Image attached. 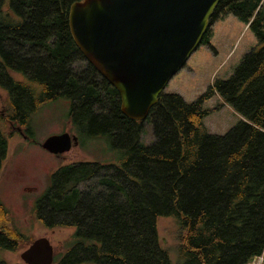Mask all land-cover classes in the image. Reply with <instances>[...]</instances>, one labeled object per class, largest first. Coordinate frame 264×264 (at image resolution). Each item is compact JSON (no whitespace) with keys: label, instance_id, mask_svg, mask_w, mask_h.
<instances>
[{"label":"trees","instance_id":"16d2710c","mask_svg":"<svg viewBox=\"0 0 264 264\" xmlns=\"http://www.w3.org/2000/svg\"><path fill=\"white\" fill-rule=\"evenodd\" d=\"M78 1L0 0V87L8 93L0 172L9 145L3 122L26 126L33 140L32 115L60 97L71 101L80 137L106 135L121 152L111 164L61 166L38 199L42 221L75 228L59 264H171L158 234L161 216L176 217L187 231L182 264L260 257L264 264V0H221L211 17L233 14L258 40L230 78L193 102L163 92L145 120L123 114L119 92L76 45L70 8ZM208 38L209 30L202 42ZM216 93L244 117L225 135L203 123V104ZM145 122L153 126L151 144L142 142ZM25 242L0 200V264H9L4 252Z\"/></svg>","mask_w":264,"mask_h":264},{"label":"rangeland","instance_id":"374dc122","mask_svg":"<svg viewBox=\"0 0 264 264\" xmlns=\"http://www.w3.org/2000/svg\"><path fill=\"white\" fill-rule=\"evenodd\" d=\"M209 38L201 42L183 67L172 77L164 93L180 94L187 102L196 101L214 87L219 80H226L235 72L243 57L258 43L257 37L233 14H217L210 20ZM83 64V62H82ZM17 78L19 75H16ZM21 78V77H20ZM8 93L0 87V111H5ZM209 114L203 123L211 134L225 135L244 117L226 103L219 94H214L203 104ZM71 101L60 97L42 105L29 122L33 140L28 139V129H14L8 121L3 122V131L9 136L8 153L0 172V200L9 210L12 225L25 237L15 250L3 253L9 264H26L21 253L29 247L28 242L41 237L48 238L54 246L53 264L71 247L74 227H53L38 217L37 200L48 190L52 174L61 166L78 162H117L121 152L115 149L106 135L88 137L78 134L70 120ZM18 125V124H17ZM14 129V130H13ZM68 132L78 135L79 144L70 151L56 155L45 150L41 144L50 135ZM26 133V134H25ZM144 144L154 142L153 126L145 122L142 136ZM83 189L84 184L78 185ZM42 195V196H41ZM158 234L171 264H182V236L187 233L174 216H161L157 222ZM256 259L252 264H261ZM79 264H93L82 262Z\"/></svg>","mask_w":264,"mask_h":264},{"label":"water","instance_id":"95a60500","mask_svg":"<svg viewBox=\"0 0 264 264\" xmlns=\"http://www.w3.org/2000/svg\"><path fill=\"white\" fill-rule=\"evenodd\" d=\"M220 1L82 0L70 8V28L87 61L119 92L123 114L145 120L202 42ZM78 144V135L63 132L41 146L61 155ZM21 258L26 264H53L54 246L37 238Z\"/></svg>","mask_w":264,"mask_h":264},{"label":"flooded vegetation","instance_id":"af4514ba","mask_svg":"<svg viewBox=\"0 0 264 264\" xmlns=\"http://www.w3.org/2000/svg\"><path fill=\"white\" fill-rule=\"evenodd\" d=\"M42 196V195H41ZM38 201V200H37Z\"/></svg>","mask_w":264,"mask_h":264}]
</instances>
